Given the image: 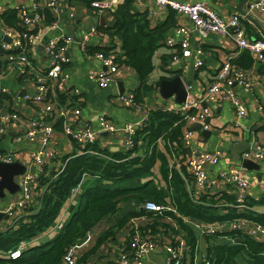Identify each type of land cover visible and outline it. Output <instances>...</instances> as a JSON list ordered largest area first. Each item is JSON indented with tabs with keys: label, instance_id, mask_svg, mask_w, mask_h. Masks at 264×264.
<instances>
[{
	"label": "built area",
	"instance_id": "2783aa9c",
	"mask_svg": "<svg viewBox=\"0 0 264 264\" xmlns=\"http://www.w3.org/2000/svg\"><path fill=\"white\" fill-rule=\"evenodd\" d=\"M87 1L96 15L112 12L122 2V0ZM152 2L153 7L149 8V15H154L157 12L156 9L170 10L188 22L187 25L185 22L175 25L173 35L164 40L165 45L174 49L172 59L178 56L187 58L195 54L198 58L193 62V68H200L204 64L201 39L214 34L229 40L238 50L237 54L246 49L253 56L255 64H264V37L254 39L248 36L243 24L244 14L232 12L227 17H223L206 0H152ZM13 9L17 17L15 26L8 25L0 18V58H4L9 66L17 68L18 78L21 82L33 84L34 93L32 95L25 94L24 99L32 105L36 116H23L19 109L14 108L0 111V136L6 137L10 132L15 131L14 141L30 145L27 151L28 163L26 164L28 165H25L24 171L16 175L15 178L19 190L0 207V215L6 218L8 225H14L23 218L29 208L39 206L40 198L48 184L42 186L41 179L45 177L53 179L63 170L68 158L62 159L64 155H61L59 151V141L62 137L74 143L72 152L75 154L91 153L110 160L108 155L87 146L97 143V139L102 133L113 134L121 130L124 134L125 150L132 148L135 144L133 138L135 130L147 121L152 108L145 102L136 101L132 91L118 92L117 97L127 107L140 113L139 122L136 125L127 122L119 129L107 121L105 115H100L99 125L101 127L99 129L96 130L89 124L79 126L81 107L77 99L72 101V97L79 91L71 85L70 72L66 67V63L69 61V47L75 43L83 55L92 56L99 61L100 69L89 70V78L99 88H107L115 82V74L119 68L115 61V53H120L119 50L113 47L109 53L101 50L89 52L91 45H109L107 34L96 25L90 24L82 30L78 37L61 32L48 38L43 44L46 64L42 67L36 64L37 67L31 59V50L37 45L38 34L36 31L47 22L45 9L54 16L49 23L51 28L59 29L61 12L59 0H44L42 5L38 0H29L28 4H16ZM253 10L263 11L264 0H248L247 12ZM66 17L71 24H77L76 16L72 11H67ZM194 34L200 37L198 42L193 41ZM237 54H229L221 62L213 79L203 91L202 99H186L184 103L174 109L183 115L184 123L188 121L201 123V129L208 130L209 125L206 120L212 111L207 104L203 106V101L206 103L208 100L216 101L218 98L228 99L237 119L244 118L247 108L234 90L236 85L250 93L258 102L253 90H255V86L261 85L264 79H260L256 74L234 64L232 59ZM6 75L7 69L0 64V79L5 78ZM188 90L189 86H187ZM8 92L6 87H0L1 95ZM61 97H64L65 101L61 102ZM257 108L262 110V105L258 103ZM70 112L72 113L70 123L64 122L62 129L57 133L53 120L59 118L65 121L69 118L67 115ZM255 134L251 135L249 146L240 153V158L262 163L264 162V143H261ZM192 136L193 131L186 129L183 132L182 144L188 147ZM32 145L36 147L33 148ZM222 157L223 152L218 149L200 151L186 157L184 165L192 183V185L191 183L187 184L190 197L195 200L197 194L201 192V188L214 187L218 182H221L232 187L231 194L234 195L235 200L234 203H223L224 206H232L239 210H253L247 200L251 182L243 168L231 165L227 169L217 171L214 176H210L206 172V165H216ZM19 158L18 151L11 148L0 150V162H17ZM32 166L34 170H31ZM181 176L186 181L185 176L183 174ZM140 206L145 210L158 213L172 209L169 205L163 206L153 201H145ZM63 224L64 221L57 220L50 231L60 229ZM196 226L203 234L213 235L240 230L251 237H256L257 234L264 237V225L245 217L197 223ZM91 232V230L87 231L83 239L67 248L61 264H77L81 252L88 249L92 243L94 237ZM32 241H21L15 248L8 251V256L12 259L19 257L21 252L32 244ZM104 243L113 258L98 264H141L143 257L158 247L165 255L164 264H183L184 260L189 257L186 242L181 235L174 239L173 237L172 239H160L158 234L149 236L135 224L125 244L112 245L106 240ZM197 253L201 259L200 264H209L203 253L196 251V256Z\"/></svg>",
	"mask_w": 264,
	"mask_h": 264
},
{
	"label": "trees",
	"instance_id": "16d2710c",
	"mask_svg": "<svg viewBox=\"0 0 264 264\" xmlns=\"http://www.w3.org/2000/svg\"><path fill=\"white\" fill-rule=\"evenodd\" d=\"M133 7L135 0H122L114 11L110 12L114 18L113 24L99 27L108 34L109 45H96L89 49V52L101 50L109 53L114 47L111 38L119 39L121 52L115 53V61L119 66L133 68L138 74L140 85L133 93L136 101L144 102L152 97L153 87L148 84L147 76L153 70V52L159 45L165 44V33L176 24L168 20L172 17L173 11H170L167 21L151 25L147 13L139 12ZM0 18L8 25L17 24L14 9L6 11ZM46 19L51 20L48 12ZM243 24L248 32L249 22L243 20ZM249 37L251 38L250 34ZM259 38L262 37L254 36V39ZM232 62L246 70L251 66L252 58L248 50L244 49L232 59ZM80 97L81 94L78 93L72 97V101L77 99L76 101L80 102ZM61 98V102L65 101L64 97ZM158 107L161 109L158 110ZM57 124V128L60 129V121H57ZM184 124L183 115L178 111L155 105L150 109L147 121L136 128L133 137L135 144L132 148L114 152L100 147L97 143L87 146L108 155L110 160L91 153L65 154L63 159L68 160L63 170L53 179L50 177L41 179L42 186L48 184L40 198L39 206L29 208L24 217L14 225L7 224L0 228V264H61L71 244L83 239L87 231L93 229L104 217L117 214L121 207L120 203L126 202V205H130L131 201L139 205L145 201H153L163 206L169 205L172 209L158 213L139 206L124 214L119 213L115 227L100 235L93 248L82 251L77 264H90L88 259L94 248L103 240L110 238L114 230L124 226L127 220L141 215L150 218L141 227L149 236L165 232L167 237L170 234L174 239L181 235L186 242L191 260L195 252L199 251L204 254L209 264H264V240L251 237L240 230L213 235L201 233L200 237L205 241V250L200 249L199 235L194 232L193 222L209 223L245 217L264 225V213L224 206V202L235 201L234 195L226 192H223L221 197H214L215 195L207 192H199L195 200L190 197L187 184L191 183V179L185 171V166L179 171L171 167L164 153L156 149L159 138L168 142L166 143L168 153H171L170 149L172 152L183 149ZM139 148L143 150L141 155L135 153ZM157 159L160 161L159 175L163 184L154 178L153 167ZM181 174L185 176L186 181ZM78 186L81 191L76 203L70 206L69 216L63 227L50 231L58 220L65 202ZM248 204L252 206L249 201ZM184 217L190 221H185ZM169 219L174 221L175 226L167 221ZM47 231L51 233L49 234L51 237L46 241L37 239L35 244L29 245L15 259L8 256V251L21 241L39 238ZM223 235L229 238L226 240L218 238ZM191 260L186 258L183 264H192Z\"/></svg>",
	"mask_w": 264,
	"mask_h": 264
},
{
	"label": "crops",
	"instance_id": "0c3cea01",
	"mask_svg": "<svg viewBox=\"0 0 264 264\" xmlns=\"http://www.w3.org/2000/svg\"><path fill=\"white\" fill-rule=\"evenodd\" d=\"M38 1L40 5L44 3V0ZM206 1L219 14H221L223 17H227L232 12H240L238 10V7L239 3L242 0ZM247 1L248 0H246L243 4L242 9L245 11V13L251 15V17H253V19L258 24L256 25L255 23H253L252 21H248L246 17H244L243 20L249 22V31L247 32V34L248 36L250 34L251 38H254V36L263 37L261 29L264 31V10H253L251 12H247ZM19 3L28 4L29 0H0V17L6 11L10 9L13 10V7ZM59 5L61 7L59 16V29L51 28L49 24L51 20H47L46 24L41 28H38L36 31V33L38 34V38L36 40L37 45L31 50V59L33 60V63L35 65L39 64L42 67L46 64L45 56L43 53V44L48 38L54 35H58L61 32L78 37L82 30L90 24H94L97 27H105L112 25L114 22V18L112 15H110V12L103 15H96L89 7L87 0H59ZM152 5V0H135V8L139 12L147 13L151 25H156L161 22L167 21L170 10L156 9L157 12L154 15H149L148 11L149 8L153 7ZM67 11L73 12V14L76 16L77 24H71L68 21L66 17ZM45 12L46 14L47 12L50 14V12L46 9ZM50 16L51 19L54 17L51 14ZM168 20L174 21L176 25L179 23L182 24L184 22L186 25L188 24V22H186L183 17L177 16L175 13H173L172 17ZM81 25L82 27L80 28ZM172 35L173 27L167 30V32L165 33L166 37H171ZM199 40L200 37L194 34L193 41L198 42ZM111 41H113L114 48H117L119 52H121V44L119 39L113 37L111 38ZM92 42L94 43V41ZM201 44L204 52L202 56L204 64L198 69L193 68V62L198 58L195 54L187 58L178 56L175 59H172L171 56L174 52L173 48H170L165 44H161L156 48L152 55L153 70L147 76L148 84H151L153 87V91L151 92L152 97L148 100H144L147 105L149 104L150 107H153L154 105H161L165 108L173 110L178 105H180L176 103L174 96H171L168 99L162 98L159 95L157 86L161 79L167 77L170 78L175 75H179L184 81H191L186 99H202L203 91L213 79V76L219 69L221 62L229 54L235 55L238 51L229 40L214 34H210L207 37L201 39ZM91 46L89 49H92L96 45ZM68 54L69 61L66 63V67L70 72L71 85L75 86L79 91L78 93L81 94L79 102V105L81 107V114L78 123L79 126L89 124L92 128L96 130L99 129L101 127L99 125L100 115H105L107 121H109L119 129H121V127L127 122H131L136 125L139 122L140 113L127 107L117 97V93L119 92L117 84H119V82H121L124 86L122 92H133L135 89L139 88L140 83L138 77L135 76V70L129 66L120 65L117 73L115 74V82L109 85V87L107 88H99L96 86L94 81L89 78L90 69L101 68L99 61L92 56L83 55L75 43L69 47ZM250 56L252 58V64L246 70H248V72L256 74L260 79H264V64H255L253 56L251 54ZM0 61V64L7 69L6 77L0 79V87H6L9 91L4 95L0 94V111L14 108L16 110L19 109L23 116H36V114L34 115L32 105L24 99L25 94L32 95L34 93L33 84L31 82H21L18 78L17 68L14 66H9L4 58H0ZM234 90L246 105L247 114L244 118L237 119L228 99L218 98L216 101L208 100L206 104L211 108L212 111V114L207 119L209 127L206 131H209V133H202L203 130L201 128L197 130L191 129L194 123H191L189 121L186 122L183 126V132L186 129H191L193 131V136L190 139V145L188 147L183 145V149H178L174 152H172V149H170L171 153H168V150L166 149V143H168L166 140L162 138H159L157 140V151L164 153L171 167H175L179 171L182 166H185L184 160L189 155L198 153L200 151H215L218 149L223 152V157L216 165L208 164L205 166L206 172L210 176H214L217 171L227 169L231 165L243 168L241 166V158H239L237 154L234 153V144L240 143L244 140H248V142L251 141V135L253 133H256L255 136L258 137L261 143H264V80L262 81L261 85L255 86V90H253L254 95L258 98V102L255 101L250 93L245 92L239 85H236L234 87ZM144 98L147 99L146 97ZM258 103L262 105V110H259L257 108ZM160 109L161 108L158 107V110ZM67 116L69 118L65 121L59 118L53 120V123L55 124L54 128L56 129L57 133H59L62 129L63 124L70 123L69 120L72 117V113L70 112ZM57 121H60L61 123L60 129L57 128ZM15 135L16 132L12 131L6 137L0 136V150L11 148L14 151H18L20 158L19 161L17 160V162L23 164L24 166L28 165L26 164L28 163L27 151L30 145L27 143H18L14 141ZM98 138L99 139H97V144H99V146L102 148H107L108 150L114 152L126 151L124 148V134L121 130H118L113 134L102 133ZM138 143L140 144V142ZM32 147L35 148L36 146L32 145ZM73 149L74 143H72L65 137H62L60 139L59 151L61 155L70 153L73 151ZM245 149H242L241 151L239 150L238 154L240 155V153ZM142 152L143 150L139 148V150H137L135 153L141 155ZM159 166L160 161L159 159H157L153 167L154 178L157 182L163 184V181L161 180L159 175ZM243 170L251 182L247 200L249 201V203H252V209L254 211L258 213H264V162L259 163L258 170L246 171L245 168H243ZM185 171L187 172L186 167ZM258 175H260L261 177L259 178ZM15 178L16 176H14V180L16 182ZM80 191V186L76 187L72 191L70 197L67 199L60 211L58 220H62L65 222V220L69 216L70 206L76 203V198ZM200 191L213 194L215 195L214 197H221L220 195H222L223 192L231 195L232 187L218 182L216 185H214V187H204L201 188ZM5 192V196L0 198V207L3 206L6 201H8V199H10L11 195H13L8 193L7 191ZM120 204L121 207L119 208L117 214L109 217H104L96 226L93 227V229H91V233L93 234L94 238L87 250L93 248V246L96 244L97 238L106 230L115 227L114 225L116 223V217L117 215H119V213L124 214L140 206L134 201H131L130 205H126V202H122ZM149 219L150 218L147 215L130 218L129 220H127L124 226H121L120 228L114 230L112 236L110 235V238L105 239L106 242H109L112 245L125 244L127 238L130 236V232L134 224L139 226L141 229V227L145 225L148 222L147 220ZM183 219L187 222L190 221L189 218ZM167 221H169L172 225L174 224L175 226L174 221H172L171 219ZM197 223L203 222H193L195 227L194 232L195 234L199 235L200 244L201 239L203 238L200 237L201 230L196 226ZM6 225V218L0 215V228H4ZM49 234L51 233L48 231L41 234L39 238L33 239L32 244H35L37 239H41L44 235H46L48 238L51 237V235ZM158 235L160 239H168L173 237L170 234H168L169 237H167V234L165 232H159ZM218 238H223L222 240H226L229 238V236L223 235ZM254 238L264 240V237L260 234H257ZM105 240H103L101 244L97 248H94L90 253L88 259L90 264H98L104 260L113 258V255L110 253V251H107L109 250V248L105 246ZM158 249L161 251H155V253L151 256H144L141 264H164L165 255L160 247H158ZM188 256L189 257L187 258L191 260V256L189 254ZM191 261L192 264H200L201 259L199 257V253H197V256L194 255Z\"/></svg>",
	"mask_w": 264,
	"mask_h": 264
},
{
	"label": "water",
	"instance_id": "95a60500",
	"mask_svg": "<svg viewBox=\"0 0 264 264\" xmlns=\"http://www.w3.org/2000/svg\"><path fill=\"white\" fill-rule=\"evenodd\" d=\"M246 0H242L239 3L238 10L244 14L246 19L248 21H252L256 25L257 22L251 17V15L245 13V11L242 9L243 4L245 3ZM135 9V7H133ZM260 27V26H258ZM263 37H264V31L261 29ZM135 76L138 77V74L135 73ZM118 89L119 93H122L123 91V84L119 82ZM191 85L190 80H183L179 75H175L170 78H163L159 81L158 83V91L159 95L164 98L168 99L171 96H174V99L176 103L181 104L186 100V97L188 95L187 91V86ZM203 106H206V103L203 102ZM207 121V120H206ZM201 128V123H194L191 127V129H200ZM209 133V131L203 130L202 133ZM249 142L248 140H244L240 143H236L233 146L234 153L237 154V156L240 158V155L238 154V151L248 148ZM241 166L245 168L246 170H258L259 169V163L249 160V159H241ZM25 169V166L23 164H20L18 162H12V163H4L0 162V198L4 197L7 191L10 194H14L19 190V185L15 182L14 176L21 174ZM31 170H34V167H31ZM260 178L261 176L258 175ZM48 237L44 235L41 238V241H46ZM201 250H205V241L201 239ZM155 251H161L158 248L155 249L154 251L148 253V256H151L155 253Z\"/></svg>",
	"mask_w": 264,
	"mask_h": 264
},
{
	"label": "rangeland",
	"instance_id": "374dc122",
	"mask_svg": "<svg viewBox=\"0 0 264 264\" xmlns=\"http://www.w3.org/2000/svg\"><path fill=\"white\" fill-rule=\"evenodd\" d=\"M62 159H63V157H62ZM246 171H248V170H246Z\"/></svg>",
	"mask_w": 264,
	"mask_h": 264
}]
</instances>
